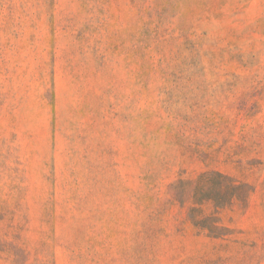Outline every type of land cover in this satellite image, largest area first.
Segmentation results:
<instances>
[{
    "label": "rangeland",
    "instance_id": "374dc122",
    "mask_svg": "<svg viewBox=\"0 0 264 264\" xmlns=\"http://www.w3.org/2000/svg\"><path fill=\"white\" fill-rule=\"evenodd\" d=\"M0 264H264V0H0Z\"/></svg>",
    "mask_w": 264,
    "mask_h": 264
},
{
    "label": "trees",
    "instance_id": "16d2710c",
    "mask_svg": "<svg viewBox=\"0 0 264 264\" xmlns=\"http://www.w3.org/2000/svg\"><path fill=\"white\" fill-rule=\"evenodd\" d=\"M216 177H218L221 180V183L225 182L227 185V190L230 191V194H228V201H232L235 199V196H237L236 198H238L239 196L237 195V191L238 189H240L242 187L241 184H237L236 181L225 175L222 174L221 172H217ZM209 199H212L213 201H215L217 206H222L224 205V201H225V197H227V194H225V191H223L221 189V187L217 188L216 190H214V194H212L211 196H208Z\"/></svg>",
    "mask_w": 264,
    "mask_h": 264
}]
</instances>
